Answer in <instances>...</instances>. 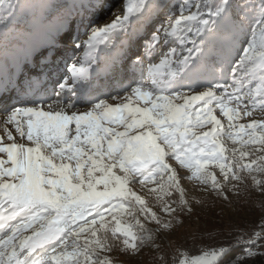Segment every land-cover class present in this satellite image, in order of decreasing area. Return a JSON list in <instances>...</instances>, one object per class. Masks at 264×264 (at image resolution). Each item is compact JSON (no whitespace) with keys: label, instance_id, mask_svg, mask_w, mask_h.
I'll use <instances>...</instances> for the list:
<instances>
[{"label":"snow or ice","instance_id":"obj_1","mask_svg":"<svg viewBox=\"0 0 264 264\" xmlns=\"http://www.w3.org/2000/svg\"><path fill=\"white\" fill-rule=\"evenodd\" d=\"M0 7L7 33L23 7L16 0H0ZM161 8L160 0L126 4L78 45L93 53L87 67L73 63L52 92L33 82L22 106L0 117V264H117L114 253L159 251L161 233L182 223L177 213L192 212L182 179L224 200L226 191L264 193V0L240 12L229 0H181L146 39L145 56L162 42L177 41L179 49L146 70L137 56L132 67L140 78L122 82L116 96L91 88L99 45L114 35L138 36ZM68 94L77 99L66 103ZM166 158L190 175L181 177ZM260 240L264 226L238 238L249 256ZM227 252L206 249L189 260L177 249L172 264H227Z\"/></svg>","mask_w":264,"mask_h":264},{"label":"rangeland","instance_id":"obj_2","mask_svg":"<svg viewBox=\"0 0 264 264\" xmlns=\"http://www.w3.org/2000/svg\"><path fill=\"white\" fill-rule=\"evenodd\" d=\"M16 2L23 7V15L16 18L18 19V22L12 25L7 33L0 30V53L8 49L13 51L15 46H18V48L20 47V50L22 51L28 49L26 48L29 43L27 42V40H29L28 38H30L31 34L38 33L39 36L44 37V41H42L38 48L34 50L38 52V49L44 46L46 49L49 47L53 50V56L51 54V57L49 58H52V61L48 67L54 71L50 74L51 76L56 74L55 80L63 82V79L70 75L68 69L73 63H76L77 67H79L81 63H83L84 67H87L88 61L93 55V53L86 50L84 46L78 47V45H81V42L87 39L93 28L103 27L106 23H111L117 15H122L125 11V5L133 3L134 0H16ZM160 2L162 4L161 10L153 15L146 25L140 27V34L138 36L120 34L114 35L110 41H104L103 44L105 46L100 56L102 55L105 59L102 60L99 70L95 71V77L93 83H91L92 89L94 86H96L95 89H98L100 87L98 84H101V86L105 88L104 90H101L103 92H106L112 87V89L107 92H111L113 96H116V90L121 87L122 82L123 84H128L132 79L140 78L139 69L132 67V61L137 56L144 57V67L146 70L149 64H159L163 54L171 48L179 49L180 46L177 41H169L167 44L162 42L157 51L150 56H145L146 39L151 37L155 32V29L160 27L161 23H167L168 15L170 12L175 11L176 6L181 3V0H160ZM229 2L233 10L236 12H240L242 6L246 4H259V0H236L233 2L229 0ZM3 12L4 8L0 7V14ZM81 16H83V18L80 20ZM16 19H14L13 23L16 22ZM60 27L62 30L60 31L61 34H58V36H60L59 39L61 41L58 39V36H55L57 35V29ZM75 28H78L77 35L74 31ZM47 39L51 42H48ZM240 39L243 40L244 37L241 36ZM45 41L47 42L45 43ZM229 41L230 37L225 36L223 38L225 47H227ZM102 47L103 46H101V48ZM237 47H239V45H237ZM47 53L49 54V52L46 51V53L43 54L44 56L36 55L34 60H44V57H47ZM116 53L118 57L114 58ZM233 55H235V53H233ZM23 57L26 59V56ZM22 59L20 64H22ZM116 59L118 60V63ZM100 62L101 61H99V63L96 62L95 65H99ZM14 63L18 65L19 69L22 68L18 62ZM110 63H112V65H110ZM46 64L47 63H44L43 65ZM43 65L41 63L40 67ZM25 68L27 67H24L22 71L25 72ZM161 71H166V69L162 68ZM216 71L217 74H220L224 69L217 67ZM101 74L110 77V79L106 80L107 78L105 77L106 81L100 79L99 82L98 77ZM46 77L48 78L49 76ZM25 78L26 76L21 77L19 82L22 83L25 81ZM221 82L223 83L224 81L222 80ZM54 84L56 86V82ZM132 86L134 87L135 85L133 84ZM50 87L52 88V86ZM95 89L93 90L95 91ZM128 90L130 91V89ZM96 94L98 95L99 93ZM119 94L123 96L126 93L120 92ZM68 95L71 98L76 99L74 94ZM102 98L108 99V97ZM11 108L12 107H10L9 110ZM3 115L4 112L0 111V117ZM217 116L224 121L226 125V118L218 112ZM254 118L259 119V114H254ZM241 122L246 123L247 120ZM9 130L12 132L15 139H21L12 125H9ZM3 136V129H0V137ZM23 142L28 146H33L30 141H27L26 137ZM228 144L231 146L230 141ZM0 156L6 159V154H0ZM166 162L172 167L177 168L178 174L181 177L190 175L187 169L180 168L175 161H170L166 158ZM215 171L219 176V170L215 169ZM181 185L186 191L187 198L192 201V212L189 213L185 211L177 213V216L182 223L175 225L170 232L161 233L160 238L156 241V243L160 245L159 251L152 247H145L138 255L114 253L113 257L116 259L117 264H146L145 256L148 253L155 254L161 250L162 252L167 250L173 259L174 255H178L177 249L179 245H182L183 243L184 245H187L188 248L197 246V248L203 249L199 250V255L191 257H187L184 252L179 251V253L184 254L180 258L192 260L202 255V252L206 250L205 245H208L210 240H218L221 236L224 238H231V236L238 233L244 235L248 233L254 234L262 230V226H264V215H253L251 213L239 212L237 207L235 208L234 203L239 195L226 191L228 199L224 200L217 197L215 193L210 190L204 191L203 186L199 185L196 181L182 179ZM136 189L138 194H142L149 202H153L154 198L148 195L146 188L142 189L140 185H136ZM255 191L260 193L253 189V192ZM196 200H201L203 203L197 204L195 203ZM154 210L159 212L158 208H154ZM160 214L164 215L163 213ZM242 220H247V222L245 223V221L243 222ZM251 222L252 224H250ZM238 225H243V228L240 229V227H236ZM148 227L155 228V225L149 224ZM207 233L210 236H207L206 239H204ZM260 243H262V241ZM252 250L264 252L263 247L260 245L258 247H253Z\"/></svg>","mask_w":264,"mask_h":264},{"label":"bare ground","instance_id":"obj_3","mask_svg":"<svg viewBox=\"0 0 264 264\" xmlns=\"http://www.w3.org/2000/svg\"><path fill=\"white\" fill-rule=\"evenodd\" d=\"M82 18H83V16H81L80 20ZM61 30H62L61 27L57 29V31H56L57 35H55L56 37L58 36V34H61L60 33ZM74 31H75V34H76L78 32V28H75ZM59 38H60V36H58V39ZM28 39L29 40H27V42H29V43L26 46V48H28V49H24L22 51V50H20V47L18 48V46H15V48H13V51H11V49H8V50L2 51L0 53V97H2L1 101H5V100L9 99L8 96L5 98V94H6V90L12 89V87L15 86V84H13V82L15 80L14 79L15 74L18 75L17 82L20 81L21 77L26 76L25 81H31L32 83L38 81V82H40L42 84H45L46 86H48L49 83L51 85L54 82L55 78H56V74H54L53 76H51V74H50L51 72L53 73L54 70L50 69V67H48V65L52 61V58L51 59H49V58L51 57V54L53 56V50L50 49L49 47L46 49L45 46L42 47V48H39L38 52L36 50H34V49L38 48L39 44L42 41H44V37L39 36L38 33H33V34L30 35V38H28ZM47 41H48V39H47ZM47 41H45V43ZM48 42H51V41L49 40ZM103 43H101L99 45V48H98V50L96 51V54H95V56L97 57L96 62L99 63V61H101L99 65H93V67L95 68V71L99 70V68L101 67V64H102V60L105 59V58L102 57V55L100 56V54L102 53V50H103V48L105 46ZM60 44H61V42H60ZM101 46H103V47L101 48ZM124 50H125V48H124ZM46 51L49 52V54L47 53V57H44V60H40L38 58H37L38 60H36V59L34 60V57L36 55L41 56V55L45 54ZM28 54H30L32 56H28L25 59L23 56H27ZM117 57H118V55L116 53L114 55V58H117ZM21 59H22V64H20ZM14 62H18L21 65L22 68L19 69L18 65L16 63H14ZM41 63H42V65L44 63H47V64L43 65L42 67H40ZM117 63H118V60H117ZM52 64H53V62H52ZM110 65H112V63H110ZM24 67H27V68H25V70H26L25 72L22 71V69ZM22 72L26 73V74H23ZM46 76H49V77L47 78ZM94 77H95V72L92 73V76L90 77L92 83H93ZM105 77L106 76L104 74H101L98 77L99 82H100V79H104V81L110 79V77H108V76L106 77L107 79ZM121 80H122V77H121ZM98 86H100L98 89H95L96 86H94L93 89H95V92H98V93L103 92L101 90L102 89L104 90L105 88H103L101 86V84H98ZM20 95H22V94L20 93ZM76 99H73L69 95H67L65 97V102L67 103V102H70V101H74ZM1 101H0V103H1ZM70 128H74V125H70Z\"/></svg>","mask_w":264,"mask_h":264},{"label":"trees","instance_id":"obj_4","mask_svg":"<svg viewBox=\"0 0 264 264\" xmlns=\"http://www.w3.org/2000/svg\"><path fill=\"white\" fill-rule=\"evenodd\" d=\"M219 0H214V2H218ZM236 1V0H231ZM241 1V0H237ZM235 208L237 207L239 212H246L251 213L253 215L255 214H261L264 215V193H257L256 191L253 192V190L250 191V193L245 195H239L238 199L235 201ZM245 223L247 220H242ZM241 224V223H238ZM252 224V222L250 223ZM236 227H240V229L243 228V225H238ZM220 234V233H219ZM249 234V235H248ZM246 235L242 233L235 234L233 236L224 238L223 236L219 237L218 240H210L208 242V245H205L206 249L211 248H219V247H225L228 249V252L225 257H222V261H227V264H264V252L261 251H255L256 255L249 256L247 254V246L243 243L238 242V238H242L243 240H247L252 234L248 233ZM207 236H210L208 233L205 235V238ZM224 238V241H223ZM262 241V243H260ZM259 245L263 247L264 249V240H260ZM179 251L184 252L187 257L191 256H197L199 255V250L202 248H197V246H192V248H188L187 245H179L178 247ZM203 250V249H202ZM253 251V250H252ZM253 251V252H254ZM160 255H164L168 261V264H172V256L168 253L167 250H162L155 254L148 253L145 256L146 264H160V261L158 257Z\"/></svg>","mask_w":264,"mask_h":264}]
</instances>
